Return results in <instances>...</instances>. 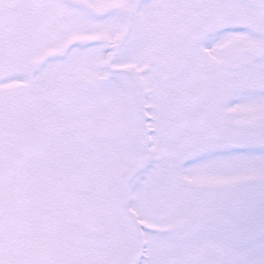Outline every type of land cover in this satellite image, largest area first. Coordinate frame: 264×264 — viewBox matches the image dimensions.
<instances>
[{
    "label": "snow or ice",
    "instance_id": "1",
    "mask_svg": "<svg viewBox=\"0 0 264 264\" xmlns=\"http://www.w3.org/2000/svg\"><path fill=\"white\" fill-rule=\"evenodd\" d=\"M0 264H264V0H0Z\"/></svg>",
    "mask_w": 264,
    "mask_h": 264
}]
</instances>
